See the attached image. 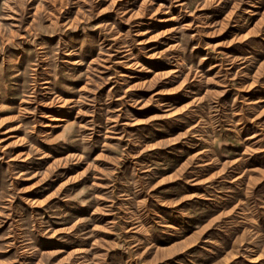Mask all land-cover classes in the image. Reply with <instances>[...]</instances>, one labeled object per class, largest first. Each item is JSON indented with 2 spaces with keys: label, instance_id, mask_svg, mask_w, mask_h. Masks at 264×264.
<instances>
[{
  "label": "rangeland",
  "instance_id": "374dc122",
  "mask_svg": "<svg viewBox=\"0 0 264 264\" xmlns=\"http://www.w3.org/2000/svg\"><path fill=\"white\" fill-rule=\"evenodd\" d=\"M0 264H264V0H0Z\"/></svg>",
  "mask_w": 264,
  "mask_h": 264
}]
</instances>
